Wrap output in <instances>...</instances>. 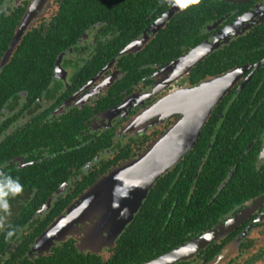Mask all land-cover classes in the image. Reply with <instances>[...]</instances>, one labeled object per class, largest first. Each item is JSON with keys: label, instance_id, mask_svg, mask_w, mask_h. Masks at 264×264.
Here are the masks:
<instances>
[{"label": "flooded vegetation", "instance_id": "flooded-vegetation-1", "mask_svg": "<svg viewBox=\"0 0 264 264\" xmlns=\"http://www.w3.org/2000/svg\"><path fill=\"white\" fill-rule=\"evenodd\" d=\"M88 1L96 10V0ZM101 3L82 30L58 10L72 6L69 0H0V174L24 188L8 198L10 214L0 211V264H60L63 251L78 264L111 261L130 226L153 223L143 208L151 191L115 241L104 228L94 231L97 224L118 223L108 217L113 200L101 194L68 225L64 239L45 240L44 234L98 179L138 159L174 126L178 99L188 89L244 65L251 68L213 109L197 147L166 171L170 185L151 203L165 210L157 221L183 240L171 250L250 209L219 240L175 264H213L227 249L220 264H264V112L233 114L237 119L227 128L230 114L222 112L251 80L260 78L264 89V65L255 70L264 61V0ZM63 23L71 28L60 33ZM227 29L237 36L194 61L191 55ZM247 35L260 39L258 53L239 65L246 53L241 42L232 45ZM61 38L72 45L57 46ZM259 91L247 99L250 105L257 106ZM243 134L250 136L242 150Z\"/></svg>", "mask_w": 264, "mask_h": 264}, {"label": "water", "instance_id": "water-1", "mask_svg": "<svg viewBox=\"0 0 264 264\" xmlns=\"http://www.w3.org/2000/svg\"><path fill=\"white\" fill-rule=\"evenodd\" d=\"M44 1L50 3L52 0ZM173 13L174 11H171L167 18ZM22 29L19 31L18 36L21 35ZM235 33V31L232 33V29L225 30L224 34H221V37H217L212 45L200 47L191 56H193L194 61L202 59L212 49L223 43L222 39L228 42L229 37L237 36ZM260 64L264 65V61L257 63L255 70L259 68ZM250 68V65L235 67L224 74L215 76L188 89L178 99L180 106L174 112L179 113V120L174 126L138 159L116 167L108 175L98 179L90 190L82 196L81 203L79 201L78 204H75L76 202L73 203L69 207L67 215L61 216L51 225L44 234V239H58L59 235H64L68 225L73 224L77 220L79 221L78 218L81 214L87 210L94 200H97L96 198L99 199L101 194L106 197H104V201L108 200L110 202L113 200L112 204H107L108 217H117L118 223H100L94 231L98 233L104 232V228L113 236L115 241L127 224L133 220L156 182L166 171L180 161L186 153L193 149L213 109L231 89L240 83L242 76ZM252 75L241 83L238 92L242 90ZM171 101L172 99L167 102L170 111L172 108ZM248 211L250 209H246L232 220L210 232L140 264H175L181 260L188 259L213 241L219 240L236 226ZM229 253L230 249L224 251L216 258L213 264H220Z\"/></svg>", "mask_w": 264, "mask_h": 264}, {"label": "trees", "instance_id": "trees-1", "mask_svg": "<svg viewBox=\"0 0 264 264\" xmlns=\"http://www.w3.org/2000/svg\"><path fill=\"white\" fill-rule=\"evenodd\" d=\"M72 3V6H65L64 4H61L58 8V10H61L65 13L69 12V14L72 17H75L74 22L72 21V24L76 26V29H82L84 30L86 26L90 24V20L94 19V15L92 16L93 11H102L98 10L102 5L101 0H96L95 2V8L96 10H89L90 3L88 0H69ZM63 2V0H62ZM79 9V10H76ZM81 9H88V10H81ZM88 22V23H87ZM87 24V25H86ZM71 25L67 26L65 23L60 26L59 32L64 33L68 32L67 28ZM80 33V32H79ZM254 40L258 41L257 45H251ZM260 39L247 35L245 38H241L238 42L234 43L232 46H236L238 43L241 42V45L239 46L240 49H242L246 54H242L241 61L239 62V65L244 64L248 61V58H251L252 55L258 53V50L256 49L260 45ZM61 43H57V46H64L62 44H71L68 39L61 38L59 40ZM229 47V46H228ZM259 58H262L261 56ZM233 64H227L225 69H228ZM261 83L260 78H256L251 80V82L247 85V87L244 89L243 92L240 94H237V96H234V104L233 106L227 107L226 110H222L224 114H230L229 117H225L223 124L224 127H229L236 119V117H232V115H238L241 113H246L247 111L254 110L257 113L264 112V89H261L259 84ZM264 83V82H263ZM252 91L251 93L248 91ZM260 90L259 93L256 94V102L255 105H250L249 102H247L250 97H253V92ZM229 98V97H228ZM227 98V99H228ZM261 101V102H259ZM250 106H254L249 108ZM259 107V108H257ZM227 111V112H226ZM226 112V113H225ZM222 124V125H223ZM257 133L260 132L261 129L256 128ZM246 133H254L252 132H246ZM257 135V134H256ZM249 134H243L242 135V150L245 148L248 140H249ZM197 147V145H196ZM164 176V177H163ZM153 186L151 190V199H148L145 201V204L143 208L145 209V214H148L151 212L154 217L152 224H144L141 223L142 227L140 228V225L138 226L137 221L130 226L129 230L125 232L124 236H122L120 243H119V249L120 252L113 257L111 261H107L106 263L101 262L98 260V262L94 264H140L146 261H149L157 256H160L168 251L171 250V248H174L178 243H182L183 240H177V236L175 235V232L173 229H171L172 226H163L160 222L157 221L158 218H161L165 212L163 208H159V204L156 205L154 203V199L152 200V196L159 193L160 187L162 186H168L170 183L165 185V180L167 179L168 175H163ZM169 178V177H168ZM153 201V203H151ZM170 210V207L168 208ZM175 213V211H174ZM150 215V214H149ZM133 227L135 228L133 231ZM126 244H129V247H125ZM170 249V250H169ZM60 258H62L60 264H78L74 263V257L70 254L63 251V253L59 254Z\"/></svg>", "mask_w": 264, "mask_h": 264}, {"label": "clouds", "instance_id": "clouds-1", "mask_svg": "<svg viewBox=\"0 0 264 264\" xmlns=\"http://www.w3.org/2000/svg\"><path fill=\"white\" fill-rule=\"evenodd\" d=\"M189 2L191 4H199L200 0H189ZM23 191V185L19 182V180L11 177H3L2 174H0V211L10 214V203L8 198H14L22 194ZM4 219L5 217L0 216V228L4 227ZM14 234V230L8 231L5 238L11 239Z\"/></svg>", "mask_w": 264, "mask_h": 264}, {"label": "rangeland", "instance_id": "rangeland-1", "mask_svg": "<svg viewBox=\"0 0 264 264\" xmlns=\"http://www.w3.org/2000/svg\"><path fill=\"white\" fill-rule=\"evenodd\" d=\"M126 163H128V162H126ZM126 163H124V164H126ZM123 164V165H124ZM98 225V224H97ZM89 232V231H88ZM98 236H100V235H98ZM66 237V235H62V236H58V241H61L62 239H64Z\"/></svg>", "mask_w": 264, "mask_h": 264}]
</instances>
